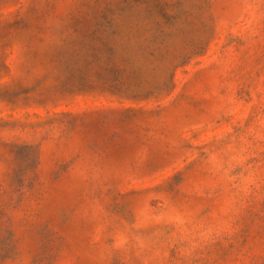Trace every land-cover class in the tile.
Here are the masks:
<instances>
[{"label":"rangeland","instance_id":"1","mask_svg":"<svg viewBox=\"0 0 264 264\" xmlns=\"http://www.w3.org/2000/svg\"><path fill=\"white\" fill-rule=\"evenodd\" d=\"M0 264H264V0H0Z\"/></svg>","mask_w":264,"mask_h":264}]
</instances>
